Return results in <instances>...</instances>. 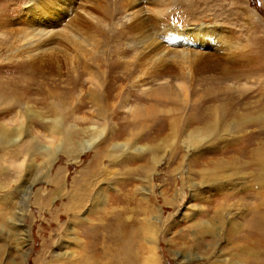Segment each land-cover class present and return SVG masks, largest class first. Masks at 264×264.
Here are the masks:
<instances>
[{
    "label": "rangeland",
    "instance_id": "1",
    "mask_svg": "<svg viewBox=\"0 0 264 264\" xmlns=\"http://www.w3.org/2000/svg\"><path fill=\"white\" fill-rule=\"evenodd\" d=\"M113 1L60 0L56 8L31 16L28 2L21 1L18 5L16 0H0V39L6 36L10 39L0 48V78L12 76L9 65L21 63L42 48L54 46L60 50L59 70L47 69L48 80L44 82L46 90L55 88L59 92H28L21 106L16 104L13 111L0 105L1 127L22 134L15 142L0 143V165L8 169L11 176L16 175L7 187V191L13 193V214H10V228L0 227V264L78 263L75 238L81 240L82 236L80 228L69 222L64 213L69 200L67 192H73V180L90 166L95 149L105 140L110 142L106 155L113 153L117 145L126 149L115 162L108 156L102 158L101 171L105 172L94 183V192L104 186L103 193L108 199L110 194L119 192L112 187L114 183L126 177H133L137 184L147 185L152 190L162 210L156 264H227L231 260L226 259L228 253L230 256L238 254L242 247V228L245 229L250 219L245 204L252 200L248 195L253 191V177L257 172L251 155L241 149L249 144L252 148L264 146V124L260 120L253 122L254 118L235 132L232 130L235 121L231 122L228 117L218 128L224 132L219 138L216 135L212 139L191 141L187 133L176 135L158 123L160 115H156L149 103L163 101L170 107L184 108L187 113L190 103L212 105L210 98L202 95L226 89L228 92H223L231 99L217 104L226 101L227 106L239 108L245 114L264 115V0H188L186 4L182 1L174 6L171 2L175 0H144L141 10L148 17H155L153 23L147 19L146 26V33L157 40L151 46H148L151 40L146 42L138 33L130 34L126 29L129 26L127 6L117 13ZM45 14L56 20H44ZM75 16H83L93 25L108 24L107 36L93 26L79 25L72 29ZM161 17L165 20L157 22ZM159 23L167 28L162 26L157 31ZM41 28L58 29L61 34L54 38V43L37 50L28 38L33 29ZM201 35L205 41L195 39ZM132 48L133 51L124 54ZM115 49H121L118 57L134 62L128 67L132 76L117 81L111 79L107 70L102 73L96 67L108 61ZM168 49L173 50L174 56L172 60L167 58L172 61L171 73L145 78L151 70L160 71L158 56ZM87 63L90 69L84 72L83 66ZM222 68L226 69V74ZM76 80L83 86L69 89ZM57 101L63 102L65 119L62 123L71 130L75 144L90 142L102 131L93 147L83 150L77 160L59 151L63 136L54 131L57 128L51 120L55 117L51 108ZM155 107L161 108L163 104L159 102ZM69 111L73 114L68 115ZM137 116L140 117L135 121ZM141 121L146 125H139ZM253 135L255 141L251 142L249 137ZM31 145L37 146V150H31ZM41 146L56 150L55 162L49 169L39 155ZM12 153L17 156L14 162L10 159ZM59 167L64 173L62 187L58 190L52 181L57 180ZM213 171H219L224 177L206 182L207 175ZM138 190V197L145 192ZM6 192L0 191V196ZM92 203L93 200H88L81 218L98 221L102 209L111 208L109 201L94 206ZM217 203H222L224 213H230L229 219H235L241 226L237 227V234L231 236L225 234V226L221 231L224 235L212 242L207 233L196 234L193 224L195 220L215 218L213 207ZM3 207L0 202V213ZM21 243H26L25 250L29 249L25 257L20 251ZM211 243L214 249L209 248ZM146 244L151 246L152 243Z\"/></svg>",
    "mask_w": 264,
    "mask_h": 264
},
{
    "label": "bare ground",
    "instance_id": "2",
    "mask_svg": "<svg viewBox=\"0 0 264 264\" xmlns=\"http://www.w3.org/2000/svg\"><path fill=\"white\" fill-rule=\"evenodd\" d=\"M21 1L28 2V14L33 16L38 12L45 13L48 8H56V5L60 0H16V3L20 5ZM182 1H185V4L186 2L188 3V0H175V3L171 2V5L174 6L177 4V2ZM113 3L114 9L117 13H120L121 9L127 6V18L129 26H127L126 29L130 31V34L131 32L138 33V36L141 38V40H144L146 42L148 40H151V43L148 46L156 43V38L152 37L150 33H146L148 32V28L146 26L147 24H149L147 19H149L153 23L155 17H148L146 12L141 10L142 5L145 3L144 0H114ZM164 17H161V19L158 18L157 22L159 20L160 22L164 21ZM43 18L44 20H56V18L49 17L46 14ZM73 22L74 23L72 25V29L79 25L85 28H91V26H93L100 33L106 36L108 34V31L106 29L108 24L103 25L102 22H97L95 25H93L91 21L83 16H75L73 18ZM156 26L159 27L157 31H159V29H162V26L164 28H167V26H164L160 23L156 24ZM124 31L125 28L122 30V32ZM60 34L61 33L58 29H33L30 34L31 36H29L28 39L30 40L31 44H33V46H35L38 50L41 48V46L48 47V45L54 43V38H58ZM194 35L197 36V34ZM195 39L200 42L205 41L202 39V35ZM9 40V36L0 39V48H3V43L7 44ZM131 51H133V48L128 49V53H123L129 54V52ZM114 52L115 54L111 56L108 61H102L100 64L96 65L98 70L102 73H105V70H107L111 74V79L113 81H117L124 76H132V72H129L128 67L130 65H133L134 62H129L128 60H124L123 58L121 59L120 57H118V55H120L121 53V49H115ZM172 52L173 50L168 49V52L164 51L162 54H159L158 57L160 59L158 60V62L161 67L159 68L160 71H157L156 69L153 71L151 70L150 72H148L149 74L145 78H153L157 75V73H171V71L173 70L172 61H167V58L169 57L172 60V58L174 57L172 55ZM195 54L197 56L201 55L197 53ZM182 57L185 56L183 55ZM59 63L60 50L57 47L49 46L48 48H42L40 52L28 55L27 59L21 61V63L9 65V68H12V72L14 74L9 77L0 78V105H6L7 111H13L16 104L18 106H21V100L24 96L28 95V92L30 93L32 91H39L46 94H49L51 92H59V89L56 90L55 88L53 90H46L47 88L44 83L45 80H48L45 71L47 69L58 71ZM89 65L90 64L87 63L85 64V66H83L84 72H88V70L90 69ZM124 69H127V71L125 73H122L121 70ZM222 71L224 74H226L227 72L225 68H222ZM79 75L82 76L83 72H79ZM212 78L214 79V77ZM79 86H83V83L76 80L73 86L68 88L71 90H77ZM222 90L224 92H228L226 89ZM223 91H209V93L202 95L203 97L208 96L210 98L209 101L211 102V104L216 105L215 108L210 104H207L208 106H204V102L200 105L194 102L192 105L190 103L188 112L185 113L186 109L170 107L163 101H154L152 103H149V107L155 111L156 115H160L158 118V123L163 125L164 128H166L167 130H172L176 135L185 132L188 134L191 141H200L201 139L207 138L212 139L216 135L219 138L224 132H220L218 128L222 126L221 124L224 121H227L228 117L231 122L232 120L235 121L233 129L231 128L235 132L242 130L243 127L251 123L254 118L255 119L253 120V122L257 123V120H260L264 124V115H258L254 117V115L251 113L245 114L243 112H240L239 108L227 106L228 104H226V101L225 104H217L220 103L221 100L227 98L231 99V96L225 94ZM196 94H198V92L195 93V95ZM201 100L203 101L202 98ZM159 102L163 104V107H155V105L159 104ZM52 104L54 105V102ZM79 106L82 107L83 105L80 104ZM51 110L55 114V117L51 118L53 126L57 128V130L55 129L54 131L57 133L60 132L63 136V139H61V141L64 143H62L58 147L59 151L62 150L65 153L71 155V157H75V159L77 160L83 150L93 147L94 143H96L95 141L101 137L102 131H98V135L95 136L90 142L86 141V143H79V145L75 144L73 142V134L71 130L64 127L62 123L65 119L63 112V102L55 103V105L52 106ZM67 114L72 115L73 113L69 111ZM139 117L140 116H137L134 120L136 121V119ZM201 124L203 126L202 128L196 127ZM139 125L145 126V121L139 122ZM192 126H195L194 129H191ZM161 133L162 132L158 134L160 135ZM21 135V133L14 134V131L11 132L9 131V129L2 128L0 129V143H2L3 145L10 144L17 141ZM249 138L251 139V142L255 141V135ZM109 143L110 142L108 140H105L102 144L99 145L98 148L95 149L94 155L90 161V166H88V168L81 176L73 180L71 186L73 192H67V197H69V200L64 207V213L66 217H68L69 222L77 226L78 229L80 228V234L82 236L81 240H79V238L77 237L75 238L79 254L78 263L76 262V264H156V240L158 237L157 232L159 230V224L161 222L162 210L158 206V201H156L155 195L152 194V190H150L147 185L140 186V184H137V181H135L133 177H126V179H121L114 183L115 185H113L112 187H114L116 190H119V192H117V194L115 195L110 194L111 197L108 199L105 193H103L104 186L100 187L99 190L97 189L98 192H94V183L98 181L99 176L102 175L101 173L105 172V170L101 171L102 158L104 156H108L112 158L111 161L115 162L117 158L124 154V150L126 149L125 147H121V145H117L113 153H111L110 155H106V153L109 152ZM245 146L242 147L241 150H244L245 153H249L251 155L252 161L254 162L257 169V172H255V175L253 177V191L249 192L251 194L248 195L252 200H248V202H246L245 204V208L246 210H248L247 214L249 213L250 219L248 220V224L245 226V229L244 227L242 228L244 230V233L241 237L242 247L240 251H238L239 253H233L231 256L230 253H228L226 259L231 258V260L227 261V264H264V146H261L259 148H252L250 144L246 147ZM29 148L31 150H37V146L35 145H31ZM38 149L40 151V157L43 158L44 164L49 169L55 162L56 150L49 148L48 146H41L38 147ZM188 149L189 148H187V150ZM12 154L13 157H9L14 162L15 157L17 156H15V153ZM128 157L127 159H129ZM17 170L18 168H15L16 172ZM58 173L59 174L56 176L57 180L52 181V183L55 189L59 190V188L62 187V173H64V170L59 167ZM154 174H152L151 177H153ZM11 175L12 173L8 172V169L0 165V191H7V187L14 176ZM207 177L209 179L206 182H210L213 180H220L224 177V175L219 171H213L209 173ZM138 189L145 191L141 193L142 195L139 197L136 193V190ZM12 199L13 193H11L10 191H7L4 195L0 196V202L4 206L0 213V227H2L4 230H8L10 228L9 219H11L12 217L10 214H13ZM90 199L93 200V206L98 204L101 205L105 201L110 202L109 205L111 208L107 209V211H105V209H102L104 211L102 213H99L100 220L98 221L90 219L89 217H80L81 211L87 206L88 200ZM166 202L169 203L168 201ZM213 209H215L213 212L216 216L215 218H213L212 216V218L209 220H195L193 224L196 231L195 233L200 235L208 234L211 237L210 241L212 242H216V239L224 235V233H222L221 231L225 228V226L227 231L225 234H227L228 236L237 234V231H239L237 227H239L240 224L238 225V222L235 219H229L232 216H230V213H228V215L226 212L224 213V205L222 203H217L215 207H213ZM90 211L93 212L92 210ZM226 218L229 219V222L225 221ZM58 226L59 224L56 228H58ZM48 240L50 242H53V239L49 238ZM146 242H148L149 244L152 243L151 246L146 244ZM25 244H20V251H22L21 253L24 257L27 256L29 250L24 249ZM213 245L214 243H211L208 246L210 249H214ZM236 245L237 247H235L237 250L238 244ZM63 249H66V246H64ZM232 256H234L235 258H233ZM236 259H238V261Z\"/></svg>",
    "mask_w": 264,
    "mask_h": 264
}]
</instances>
